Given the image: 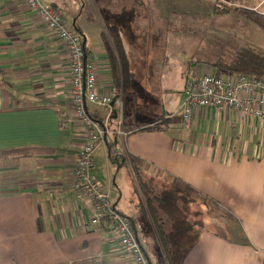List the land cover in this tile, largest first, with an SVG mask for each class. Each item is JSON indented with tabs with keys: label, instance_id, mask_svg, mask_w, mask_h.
I'll return each instance as SVG.
<instances>
[{
	"label": "crops",
	"instance_id": "crops-1",
	"mask_svg": "<svg viewBox=\"0 0 264 264\" xmlns=\"http://www.w3.org/2000/svg\"><path fill=\"white\" fill-rule=\"evenodd\" d=\"M131 1L39 0L83 37L107 94L117 87L104 28L122 29L138 76L130 52L140 44L131 45L125 29ZM138 37L145 40L135 32ZM70 83L65 45L25 2L0 0V264H132L114 226L91 225V205L72 188L84 134L71 106ZM118 90L124 99L123 87ZM184 102L177 97L173 107L165 98L166 117L157 116L156 126L132 133L131 125L144 124L135 121L124 130L125 140L109 136L124 163L107 157L112 146H98L89 175L103 187L116 185L118 198H109L110 204L130 219L150 264H264V122L214 109L184 120L178 115ZM152 103L153 110L160 107ZM87 109L97 121L110 116V130L116 127L111 109L90 103ZM160 178L171 188L154 184ZM193 196L227 211L232 226L224 221L217 228L208 213L194 229L186 220Z\"/></svg>",
	"mask_w": 264,
	"mask_h": 264
},
{
	"label": "rangeland",
	"instance_id": "rangeland-1",
	"mask_svg": "<svg viewBox=\"0 0 264 264\" xmlns=\"http://www.w3.org/2000/svg\"><path fill=\"white\" fill-rule=\"evenodd\" d=\"M215 6L227 9L226 14H213ZM126 9L125 13H130V21L125 27L126 36L130 44L140 46L130 52L135 57L138 76L134 79L132 90L124 97L125 131L135 121H143L144 124L131 125L132 133L143 130L145 126H156L159 121L157 116L161 115L160 119L166 117L162 115L166 111L162 104L165 98L173 100V107L177 106V97L184 102L188 92L187 80L198 73L192 67L194 63L198 62L200 66L224 76L228 74L224 67L206 63L229 65L240 51L248 49L264 54V0H133ZM135 32L145 36V40L144 37L135 39ZM110 35L109 28H104L102 37H108L112 43ZM153 101L159 102L160 107L156 110H153ZM171 113L168 111L167 115ZM178 115L183 118L180 109ZM151 174L147 175L156 178L154 175L157 173ZM154 184H161L162 189L166 186L171 188L167 182L162 183V178L155 180ZM104 186L109 190L110 201L116 202V185L108 183ZM193 199L192 211H189L186 220L194 229H199L208 213L217 228L223 229L224 225L220 226L224 221L229 226L232 224L227 211L221 213L220 208L211 203L208 206L201 196H193Z\"/></svg>",
	"mask_w": 264,
	"mask_h": 264
},
{
	"label": "built area",
	"instance_id": "built-area-1",
	"mask_svg": "<svg viewBox=\"0 0 264 264\" xmlns=\"http://www.w3.org/2000/svg\"><path fill=\"white\" fill-rule=\"evenodd\" d=\"M25 2L43 24L65 45L70 58V98L77 123L83 129V143L73 169L72 188L93 210L90 224L95 226L110 220L117 235L121 251L132 264H150L143 246L130 219L116 210L109 201V190L98 184L89 172L93 166L94 152L98 146H112L111 152L119 156L120 147L109 136L125 140L128 134L123 129L124 99L113 89L109 94L99 88L96 62L88 57L83 37L73 30L64 16L52 6L39 0ZM187 98L183 103L184 120L195 111L214 109L219 113L235 110L246 118L264 122V81L230 73L226 77L216 72L196 73L187 80ZM109 108L116 116V127L110 130L107 121H97L88 112L87 104ZM114 104L113 107L111 105ZM110 150H107L109 157Z\"/></svg>",
	"mask_w": 264,
	"mask_h": 264
},
{
	"label": "trees",
	"instance_id": "trees-1",
	"mask_svg": "<svg viewBox=\"0 0 264 264\" xmlns=\"http://www.w3.org/2000/svg\"><path fill=\"white\" fill-rule=\"evenodd\" d=\"M213 10V14L215 15H225L227 12V9H221V7L219 6H215ZM109 31L111 33L110 37L112 39V43L109 42L108 37L103 38L105 42V48L110 65L112 79L116 83L117 87V89L115 90L118 91V88L123 87L124 92L127 93L128 91L132 90L134 77L131 67V61L126 53L122 39L123 31L119 27H110ZM112 47L115 48L116 51H114ZM200 63L205 64V62ZM194 64H198V62ZM206 64L213 65L215 67H224L228 74L235 73L244 75L249 78H256L264 81V54L261 52L253 51L251 49L240 51L234 61L229 65H221L220 62ZM121 85L122 87H120ZM111 148H108L110 150L109 159L119 164H121V162L124 163L123 157L114 155L111 152ZM105 221H108L110 224H112L110 220Z\"/></svg>",
	"mask_w": 264,
	"mask_h": 264
},
{
	"label": "water",
	"instance_id": "water-1",
	"mask_svg": "<svg viewBox=\"0 0 264 264\" xmlns=\"http://www.w3.org/2000/svg\"><path fill=\"white\" fill-rule=\"evenodd\" d=\"M113 106H114V104L111 105V107H113ZM114 118H116V116H114Z\"/></svg>",
	"mask_w": 264,
	"mask_h": 264
}]
</instances>
